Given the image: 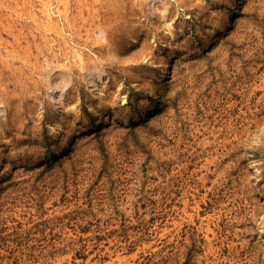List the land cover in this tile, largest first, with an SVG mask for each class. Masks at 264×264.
<instances>
[{
	"label": "rangeland",
	"instance_id": "obj_1",
	"mask_svg": "<svg viewBox=\"0 0 264 264\" xmlns=\"http://www.w3.org/2000/svg\"><path fill=\"white\" fill-rule=\"evenodd\" d=\"M0 264H264V0H0Z\"/></svg>",
	"mask_w": 264,
	"mask_h": 264
}]
</instances>
